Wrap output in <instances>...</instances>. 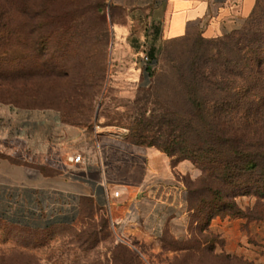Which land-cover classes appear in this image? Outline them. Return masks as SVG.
I'll return each mask as SVG.
<instances>
[{"label":"rangeland","instance_id":"374dc122","mask_svg":"<svg viewBox=\"0 0 264 264\" xmlns=\"http://www.w3.org/2000/svg\"><path fill=\"white\" fill-rule=\"evenodd\" d=\"M12 3L0 25V111L54 109L68 124L112 127L121 137L115 161L123 144L160 152L197 146L188 105L174 81L161 79L162 70L216 56L219 39L264 22L258 0L252 16L216 39L199 33L164 39L163 24L149 20L152 8L123 0ZM27 9L41 13L30 17ZM144 55L157 60L151 74ZM198 124L192 120V128ZM162 153L173 163L182 157ZM181 161L192 169L178 172L172 221L185 224L184 237L148 251L128 246L109 215L94 209L73 225L45 231L0 220V264H264V197L255 193L264 173L225 181Z\"/></svg>","mask_w":264,"mask_h":264},{"label":"crops","instance_id":"0c3cea01","mask_svg":"<svg viewBox=\"0 0 264 264\" xmlns=\"http://www.w3.org/2000/svg\"><path fill=\"white\" fill-rule=\"evenodd\" d=\"M123 3L152 8L150 22L163 24L160 36L172 39L192 33L220 37L251 14L256 0ZM116 31L120 38L125 34ZM153 65L150 59L147 67ZM120 139L112 127L68 124L54 109L0 111V220L45 231L73 225L94 209L109 215L128 246L148 251L165 246L166 238L184 237L186 226L172 221V209L178 172L188 173L191 164L172 166L156 148L124 144L115 161L114 143ZM78 154L82 158L75 163L71 159Z\"/></svg>","mask_w":264,"mask_h":264},{"label":"trees","instance_id":"16d2710c","mask_svg":"<svg viewBox=\"0 0 264 264\" xmlns=\"http://www.w3.org/2000/svg\"><path fill=\"white\" fill-rule=\"evenodd\" d=\"M257 5L258 0L249 16ZM12 6V0H0V25L10 16ZM28 12L30 17L41 13ZM219 41L222 48L216 56L162 70L161 79L174 81L177 95L188 105V128L198 145L177 151L160 149L170 157L182 155L174 163L171 160L172 166L187 158L203 173L235 181L258 171L264 173V22L252 31L230 34ZM152 60L155 65L156 58ZM146 70L148 74L153 71ZM192 120L200 124L192 128ZM255 193L264 197V183Z\"/></svg>","mask_w":264,"mask_h":264},{"label":"built area","instance_id":"2783aa9c","mask_svg":"<svg viewBox=\"0 0 264 264\" xmlns=\"http://www.w3.org/2000/svg\"><path fill=\"white\" fill-rule=\"evenodd\" d=\"M142 61L144 64H148L150 62L149 56L148 55L142 56ZM81 158H82L81 154H78V155L74 156L71 160L75 163H78L81 161ZM115 194L117 195V192Z\"/></svg>","mask_w":264,"mask_h":264}]
</instances>
